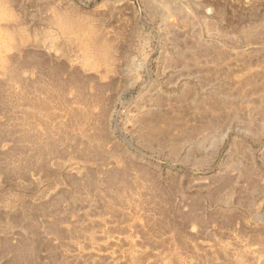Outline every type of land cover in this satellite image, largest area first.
I'll return each instance as SVG.
<instances>
[{
	"label": "rangeland",
	"instance_id": "obj_1",
	"mask_svg": "<svg viewBox=\"0 0 264 264\" xmlns=\"http://www.w3.org/2000/svg\"><path fill=\"white\" fill-rule=\"evenodd\" d=\"M6 12L26 43L0 68V264H264V0Z\"/></svg>",
	"mask_w": 264,
	"mask_h": 264
},
{
	"label": "bare ground",
	"instance_id": "obj_2",
	"mask_svg": "<svg viewBox=\"0 0 264 264\" xmlns=\"http://www.w3.org/2000/svg\"><path fill=\"white\" fill-rule=\"evenodd\" d=\"M157 1V0H156ZM11 3V0H0V19L3 17L7 18V12H6V8H7V4ZM10 16L8 15V18ZM51 19V18H50ZM9 20V19H8ZM11 20V19H10ZM54 25L55 28L57 30V33H61V35H65V34H72L74 33V31H89L91 32V30L89 28H87L86 26L88 25V23L86 24V26L82 25L76 18H74L70 13H66V12H62V13H56L55 17H54ZM50 23V21L48 22ZM12 25V24H11ZM16 25V24H15ZM14 25V26H15ZM18 25V24H17ZM16 25V26H17ZM13 25H12V32H8V31H3L2 29H0V68H2V66L4 67L7 63L6 59L3 57V53L9 51V50H14V48H16L17 46V42L20 44H24L26 43V39H24L25 37L22 38V35H20V31L18 32L17 30H15ZM13 33L17 34L16 39L14 40ZM34 33V32H33ZM25 34V33H24ZM27 34V33H26ZM40 34V33H39ZM36 33V37L37 38H41V39H48L50 36V32L45 30L43 32H41V35H39ZM39 35V36H38ZM86 35V34H84ZM98 35V33H97ZM32 36V35H31ZM83 37V36H82ZM86 37V36H85ZM37 40V39H36ZM81 40V39H80ZM87 42V41H86ZM89 42L91 43V47L93 48V54H96L98 57L103 58V59H107L108 57V45L107 43L104 44H100L98 41V37L93 34V36L91 37V39L89 40ZM109 42V41H108ZM13 43V44H12ZM112 45V44H111ZM110 45V46H111ZM20 47V46H19ZM112 48V47H110ZM19 49V48H18ZM82 52V51H81ZM20 54V53H19ZM14 55V54H13ZM10 56V64H7V69L6 71L9 72V75L11 77H13V79L17 78V75L15 74L16 69H20L23 68V66H19L17 67L16 64V60L14 56ZM26 55L28 56V52L26 53ZM7 58V59H8ZM85 60V58H84ZM88 61V60H87ZM95 61V60H94ZM20 62V61H19ZM92 62V61H91ZM18 63V62H17ZM23 63V62H22ZM20 64V63H19ZM88 64V63H87ZM99 64V63H98ZM84 65V63H83ZM45 67H48L47 65ZM85 67V66H84ZM94 68V67H93ZM48 71L50 72H54V73H60V67L55 66V67H48ZM12 72V74H11ZM75 79V78H74ZM72 81V79H71ZM162 117V116H161Z\"/></svg>",
	"mask_w": 264,
	"mask_h": 264
}]
</instances>
